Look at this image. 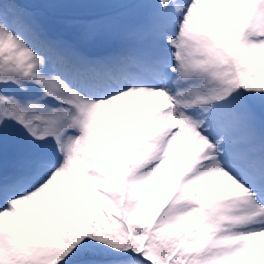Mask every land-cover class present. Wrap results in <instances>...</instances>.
Here are the masks:
<instances>
[{
  "label": "snow or ice",
  "instance_id": "snow-or-ice-1",
  "mask_svg": "<svg viewBox=\"0 0 264 264\" xmlns=\"http://www.w3.org/2000/svg\"><path fill=\"white\" fill-rule=\"evenodd\" d=\"M0 264H264V0H0Z\"/></svg>",
  "mask_w": 264,
  "mask_h": 264
}]
</instances>
